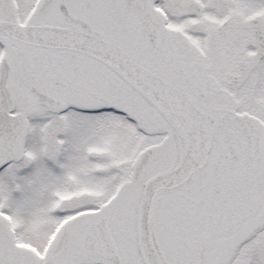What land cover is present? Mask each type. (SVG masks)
I'll use <instances>...</instances> for the list:
<instances>
[{"label":"snow or ice","instance_id":"obj_1","mask_svg":"<svg viewBox=\"0 0 264 264\" xmlns=\"http://www.w3.org/2000/svg\"><path fill=\"white\" fill-rule=\"evenodd\" d=\"M0 264H264V0H0Z\"/></svg>","mask_w":264,"mask_h":264}]
</instances>
